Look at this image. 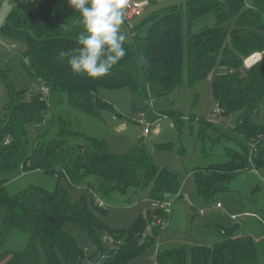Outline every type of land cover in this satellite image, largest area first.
Wrapping results in <instances>:
<instances>
[{"label": "trees", "instance_id": "obj_1", "mask_svg": "<svg viewBox=\"0 0 264 264\" xmlns=\"http://www.w3.org/2000/svg\"><path fill=\"white\" fill-rule=\"evenodd\" d=\"M8 1L10 8L1 32L25 42L21 61L38 80L39 88L16 90L8 76L4 78L9 102L0 119V172L8 173L19 167L38 168L55 175L57 183L53 190L30 186L9 196L4 188L5 179L0 181V204L7 209L2 236L11 228L28 234L24 249L4 252L10 255L5 264H38V245L46 264H61L59 253L68 263L76 264L83 252L66 231V224L87 233L99 248V230L108 231L114 246L103 264H124L142 254L145 245L153 243L164 229L157 220L171 215L153 207L160 216L149 222L160 232L154 231L139 240L148 224L143 215L127 229H112L84 199L72 201L59 183L62 179L70 186L81 183L90 186L91 177L98 176L101 191L106 195L125 192L129 187L148 191L152 201L181 195L177 175L157 163L143 145L115 154L108 151L103 139L79 129L59 109L64 96L72 107L98 116L101 108L107 107L99 93L102 87H130L145 94L146 78L158 80L165 91H170L184 77L193 84L219 65L226 71L212 80L214 101L226 114L231 110H238L239 114L232 128L233 144L223 147L226 160L208 165L203 172L194 171L196 196L209 203L216 193L230 189L232 178L251 165L263 164L264 125H255L251 115L264 97V0H184L181 9L176 5L156 9L145 18L146 33H134L133 46L125 41L127 55L110 74L97 79L73 73L67 58L59 55L77 47L76 37L82 31L79 14L67 6L66 0ZM255 51H263L262 59L245 67L243 60ZM42 86L48 92L42 91ZM177 115L172 114L175 122L180 120ZM28 124L38 130L32 148ZM205 131L201 124L198 133L203 135ZM256 215L264 228V217ZM245 227L242 222L233 228L218 225L219 240L213 246L191 247L189 260L183 247L158 248L155 262L264 264V234L256 236Z\"/></svg>", "mask_w": 264, "mask_h": 264}, {"label": "rangeland", "instance_id": "obj_2", "mask_svg": "<svg viewBox=\"0 0 264 264\" xmlns=\"http://www.w3.org/2000/svg\"><path fill=\"white\" fill-rule=\"evenodd\" d=\"M145 2L140 17L125 20L121 31L126 36V42L133 46L134 36L146 33L148 21L145 18L156 9L166 6H183L184 0H129V4ZM9 1L0 3V119L5 115L9 102L4 78L8 76L16 90H38L39 82L33 78L21 54L25 52L23 40L4 36L1 27L9 12ZM139 27L133 31L136 25ZM139 72L140 66L136 61ZM219 65L205 78L190 84L184 77L180 85L170 91H165L158 80H145L146 93L141 94L130 87H102L99 93L107 107L101 108L98 116L86 114L72 107L64 96L59 109L68 114L73 123L85 134L103 139L108 151L123 154L135 145H143L153 159L161 166L174 172L181 182L180 196L173 195L171 200V215L167 227L158 231L150 225L158 218L159 213L151 205L150 194L146 190L129 187L125 192L114 191L108 195L101 191V180L98 176L90 179V186L84 183L70 186L62 179V184L72 201L84 199L90 209L110 228L127 229L139 215L146 218L148 224L145 239L154 231L160 232L153 243L147 244L144 251L124 264H156L155 255L158 248L183 247L189 260L191 247L195 245L213 246L219 240L218 225L233 228L244 226L245 230L264 234L256 218L241 216L244 212L257 213L264 217V156L259 167L251 165L240 175L229 182L230 189L216 193L209 203L202 202L195 192L194 171H204L210 164L226 160L223 147L233 144L231 137L235 136L233 129L238 110H231L221 116V108L215 103L211 83L215 75L225 72ZM173 113L180 116L175 122ZM177 115V116H178ZM178 116V117H179ZM255 125H264V97L259 108L251 115ZM205 126V134L200 135V125ZM147 128V132L144 129ZM30 147L38 135L33 124L27 125ZM167 145L169 147H167ZM4 180V188L9 196H15L30 186H40L53 190L57 183L55 175L43 172L38 168H16L8 173L0 172V181ZM98 198L104 205L99 209L95 204ZM217 202L221 204L216 206ZM101 210H106L102 212ZM203 210L204 213H200ZM7 215V209L0 204V264H5L10 255L6 250L21 251L28 242V234L16 228H11L2 236V226ZM232 215L239 216L233 220ZM260 220V219H259ZM66 231L75 239L83 252L76 264H103L109 251L114 246L105 229L99 230L101 248L91 237L71 224L65 225ZM38 264H46V258L38 245ZM61 264H70L59 253Z\"/></svg>", "mask_w": 264, "mask_h": 264}, {"label": "clouds", "instance_id": "obj_3", "mask_svg": "<svg viewBox=\"0 0 264 264\" xmlns=\"http://www.w3.org/2000/svg\"><path fill=\"white\" fill-rule=\"evenodd\" d=\"M79 14L82 31L76 37L77 47L60 52L76 74L97 79L110 74L126 55L125 23L129 0H66Z\"/></svg>", "mask_w": 264, "mask_h": 264}, {"label": "built area", "instance_id": "obj_4", "mask_svg": "<svg viewBox=\"0 0 264 264\" xmlns=\"http://www.w3.org/2000/svg\"><path fill=\"white\" fill-rule=\"evenodd\" d=\"M147 5V3H143V2H135L133 4H129L128 5V9H127V17L126 20H131L134 17H140L144 6ZM262 54L263 51H255L252 54L248 55L244 60H243V64L245 67H250L256 63H258L261 59H262ZM42 91L48 92V89L44 86L41 87ZM144 132H147V128L144 129ZM96 204H98L99 206H103L104 204L98 200V198L95 199ZM171 203L172 200L166 199V200H154L151 202L152 207L154 208H158V209H163L165 212L170 213L171 212ZM216 206L220 207L221 204H216ZM200 213H204L203 210H200ZM241 216H251L256 218L257 215L254 212H250V211H246L244 212ZM239 216H235L232 215L231 218L233 220H238ZM157 223L162 227L165 228L167 227V225L169 224V218L167 219H158ZM109 239V238H108Z\"/></svg>", "mask_w": 264, "mask_h": 264}, {"label": "water", "instance_id": "obj_5", "mask_svg": "<svg viewBox=\"0 0 264 264\" xmlns=\"http://www.w3.org/2000/svg\"><path fill=\"white\" fill-rule=\"evenodd\" d=\"M226 113L224 112V111H222L221 113H220V115L221 116H224Z\"/></svg>", "mask_w": 264, "mask_h": 264}]
</instances>
